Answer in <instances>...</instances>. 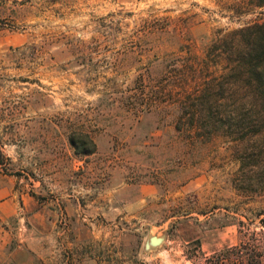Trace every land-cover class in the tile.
<instances>
[{"label": "rangeland", "instance_id": "rangeland-1", "mask_svg": "<svg viewBox=\"0 0 264 264\" xmlns=\"http://www.w3.org/2000/svg\"><path fill=\"white\" fill-rule=\"evenodd\" d=\"M247 1L0 0L2 171L109 221L95 252L115 264H205L252 234L264 243V191L236 186L234 144L194 147L175 129L176 109L148 106L194 82L218 30L264 20ZM78 132L95 153L76 154Z\"/></svg>", "mask_w": 264, "mask_h": 264}, {"label": "trees", "instance_id": "trees-1", "mask_svg": "<svg viewBox=\"0 0 264 264\" xmlns=\"http://www.w3.org/2000/svg\"><path fill=\"white\" fill-rule=\"evenodd\" d=\"M247 2L264 7V0ZM200 60L194 82L182 85L180 93L164 89L148 106L176 109L175 129L194 147L216 137L234 144L241 162L236 186L246 194L264 191V20L218 30ZM192 64L186 60L183 68ZM205 69L208 74H202ZM69 140L78 155L97 151L88 132L72 133ZM237 224L242 234L245 222ZM255 235L212 254L205 264H264V243ZM195 242L200 251L199 240Z\"/></svg>", "mask_w": 264, "mask_h": 264}, {"label": "crops", "instance_id": "crops-1", "mask_svg": "<svg viewBox=\"0 0 264 264\" xmlns=\"http://www.w3.org/2000/svg\"><path fill=\"white\" fill-rule=\"evenodd\" d=\"M75 207L44 199L0 168V264H115L114 255L95 252L111 223Z\"/></svg>", "mask_w": 264, "mask_h": 264}, {"label": "water", "instance_id": "water-1", "mask_svg": "<svg viewBox=\"0 0 264 264\" xmlns=\"http://www.w3.org/2000/svg\"><path fill=\"white\" fill-rule=\"evenodd\" d=\"M166 235L156 236L152 235L149 237V239L146 242L145 249L146 251H149L153 248H156L157 246L161 245L165 240Z\"/></svg>", "mask_w": 264, "mask_h": 264}]
</instances>
